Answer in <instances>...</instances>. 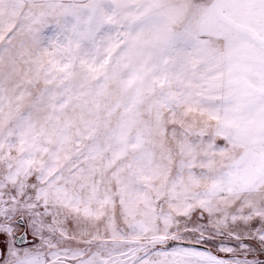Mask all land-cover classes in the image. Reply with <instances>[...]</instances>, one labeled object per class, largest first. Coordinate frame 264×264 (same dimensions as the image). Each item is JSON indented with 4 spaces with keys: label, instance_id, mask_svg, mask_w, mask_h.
<instances>
[{
    "label": "snow or ice",
    "instance_id": "obj_1",
    "mask_svg": "<svg viewBox=\"0 0 264 264\" xmlns=\"http://www.w3.org/2000/svg\"><path fill=\"white\" fill-rule=\"evenodd\" d=\"M0 264H264V0H0Z\"/></svg>",
    "mask_w": 264,
    "mask_h": 264
}]
</instances>
